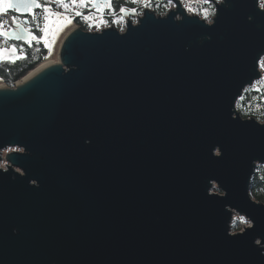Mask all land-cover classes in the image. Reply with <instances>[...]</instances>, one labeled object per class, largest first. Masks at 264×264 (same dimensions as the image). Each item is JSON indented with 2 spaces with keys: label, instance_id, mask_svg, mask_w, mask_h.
<instances>
[{
  "label": "water",
  "instance_id": "obj_1",
  "mask_svg": "<svg viewBox=\"0 0 264 264\" xmlns=\"http://www.w3.org/2000/svg\"><path fill=\"white\" fill-rule=\"evenodd\" d=\"M220 1L211 23L172 0L123 32L74 27L0 88V264H264V123L235 108L262 76L264 11Z\"/></svg>",
  "mask_w": 264,
  "mask_h": 264
},
{
  "label": "flooded vegetation",
  "instance_id": "obj_2",
  "mask_svg": "<svg viewBox=\"0 0 264 264\" xmlns=\"http://www.w3.org/2000/svg\"><path fill=\"white\" fill-rule=\"evenodd\" d=\"M43 2V0H41ZM155 3H169L166 0H149V6ZM128 9V11L121 12V7ZM143 4L141 3H132L131 0H112V7L109 8L105 0H97L95 4H89L88 6L77 4H71L70 0H67V7L57 6L56 4L52 5L54 11L62 12L64 20L62 24H72L71 29L78 28L87 33H99L106 29H116L119 32L123 24L127 21L131 22L134 20L135 16L140 13ZM135 9V11H132ZM37 19L41 28H43L44 21L42 19L44 13L42 9H36ZM77 12L82 13L81 15H76ZM128 13L127 16H124L123 13ZM135 14V16H133ZM16 15L14 11H10L5 16H0V20H11V17ZM128 17V18H126ZM138 17V16H137ZM136 17V18H137ZM19 19H24V17H19ZM30 21V24H25L23 27L31 29L36 32L38 36L44 37L40 40H32L29 45L25 40H9L6 37H0V49H3V59H8L10 57H18V53L22 50H31L32 53L40 55L41 58L45 59L49 52L51 51V43L53 41V34L55 31V26H59L55 18H50L47 35L43 32H38L36 29L37 22L32 21L31 17H27ZM14 28V25L5 24L3 30L8 31L9 29ZM105 27V29H103ZM70 29V30H71ZM69 30V31H70ZM69 31L67 33H69ZM47 40V44L44 43V40ZM60 46V45H59ZM59 49V47H58ZM58 51V50H57ZM57 53V52H56Z\"/></svg>",
  "mask_w": 264,
  "mask_h": 264
},
{
  "label": "trees",
  "instance_id": "obj_3",
  "mask_svg": "<svg viewBox=\"0 0 264 264\" xmlns=\"http://www.w3.org/2000/svg\"><path fill=\"white\" fill-rule=\"evenodd\" d=\"M151 5L149 10L156 16H161L160 14L164 13L166 8L169 7L168 5L171 4L153 3ZM212 7L211 4L205 3L204 8L199 12V18L206 23L211 22V18L214 16V8ZM205 9L208 11V19L203 18V10ZM45 59L32 53L31 50L30 52L29 50H21L18 53V57L0 59V81L9 87H14L16 82H19L35 70L40 64L45 62ZM235 108L244 119L254 118L258 122H264V82L247 87L237 100ZM250 196L253 200L264 204V165H258L255 169L251 179ZM237 226V223H235L233 229L236 230Z\"/></svg>",
  "mask_w": 264,
  "mask_h": 264
},
{
  "label": "snow or ice",
  "instance_id": "obj_4",
  "mask_svg": "<svg viewBox=\"0 0 264 264\" xmlns=\"http://www.w3.org/2000/svg\"><path fill=\"white\" fill-rule=\"evenodd\" d=\"M71 4H81L84 6H88L89 4H95L97 0H70ZM132 3H141L145 7H148L149 0H131ZM171 3L172 0H169ZM204 3H213L214 0H203ZM215 2H219V0H215ZM106 5L111 8L112 0H105ZM258 8L264 11V0H256ZM56 4L57 6L67 7V0H0V16L7 15L8 12L14 11L16 15L11 17V20H0V37L6 38H14L16 40H25L29 45L32 40H40L44 39V37L38 36L36 32H34L31 27L25 28L23 25L30 24V21L27 17H31L32 21L37 22V31L43 32L45 36L47 35L49 20L51 17H61L63 16L62 12L54 11L52 5ZM36 9H42L44 15L42 17L44 21L43 28L40 27L39 21L37 19ZM121 12L128 11V9L121 7ZM135 11V9H132ZM188 11H191L189 8ZM203 18L208 19V11L207 9L203 10ZM82 13L77 12L76 15H81ZM19 17H24V19H19ZM71 22L70 20L68 21ZM14 25V28H11L8 31H4L5 24ZM44 43L47 44V40H44ZM3 49H0V59H3ZM14 62V61H12ZM256 67L258 69L257 75H259L260 71H264V55L259 56L256 60ZM16 151H23V149H16ZM219 151V150H218ZM242 223H248L251 225V221L247 220L245 217L239 218ZM257 244H260L261 241L257 240Z\"/></svg>",
  "mask_w": 264,
  "mask_h": 264
},
{
  "label": "rangeland",
  "instance_id": "obj_5",
  "mask_svg": "<svg viewBox=\"0 0 264 264\" xmlns=\"http://www.w3.org/2000/svg\"><path fill=\"white\" fill-rule=\"evenodd\" d=\"M170 3V2H169ZM172 4H174V3H172ZM169 7L168 8H166V10H165V12L164 13H162V14H160L161 16H165V15H167L170 11H172L173 9H176V7L175 8H172V6L171 5H168ZM212 6V5H211ZM213 8V7H212ZM149 9H151L150 7H149V5H148V7H145L144 5L142 6V9H141V12L140 13H138L136 16L135 15H133V16H135V18H134V20L133 21H131V22H129V23H132V24H136L137 23V20H136V17L139 19V17H142V12L144 11V10H149ZM154 11V10H153ZM202 16V15H201ZM126 18H128V17H126ZM212 19V18H211ZM63 22V21H62ZM62 22H57V23H59L58 25L59 26H55V31H54V34H53V41H52V43H51V51L49 52V54H48V56L46 57V59H45V62H43L42 64H48V63H55L56 61H57V53L56 52H58L57 50H58V47H59V45L61 44V42H62V40L64 39V37L66 36V34H67V32L72 28V26H74V25H72V24H62ZM126 24H127V22H125L124 24H123V26H122V28H121V30H125V28H126ZM103 29H105V27L103 28ZM123 30V31H124ZM123 31H121V32H123ZM41 65V64H40ZM260 73L262 74V76H261V78H260V80H258V81H256V82H254L253 83V85H255V84H257V83H261V82H264V71H260ZM17 83V82H16ZM0 85H3V86H5L6 84L4 83V82H1L0 81ZM15 85V84H14ZM252 85V86H253ZM7 86V85H6ZM244 119V118H243ZM260 123H264V122H260ZM3 167V166H2ZM212 193H219V191L217 190V188H213L212 189ZM240 216H238V215H236V214H234V217H233V220H232V224H231V230H232V232L233 231H236V230H238V231H241L243 228H245V227H248V226H250L248 223H242L241 221H240ZM235 223H237V229L236 230H234L233 229V226H234V224Z\"/></svg>",
  "mask_w": 264,
  "mask_h": 264
},
{
  "label": "built area",
  "instance_id": "obj_6",
  "mask_svg": "<svg viewBox=\"0 0 264 264\" xmlns=\"http://www.w3.org/2000/svg\"><path fill=\"white\" fill-rule=\"evenodd\" d=\"M176 1L180 5L181 10L184 11V14L187 16H190V17L191 16H198L199 17V12L205 6V3L203 2V0H176ZM220 2L221 1L219 0L218 3H220ZM170 4H171L172 8L176 7L174 4H172V2ZM189 8L191 9V11H188ZM173 10H176V9H173ZM51 18H55L57 22H62L64 20V16L51 17ZM212 18H213V16H212ZM177 19H180V17H177ZM209 23H211V22H209ZM36 29H37V25H36ZM1 168L6 169V167L4 165H1Z\"/></svg>",
  "mask_w": 264,
  "mask_h": 264
},
{
  "label": "bare ground",
  "instance_id": "obj_7",
  "mask_svg": "<svg viewBox=\"0 0 264 264\" xmlns=\"http://www.w3.org/2000/svg\"><path fill=\"white\" fill-rule=\"evenodd\" d=\"M68 34V33H67ZM66 34V35H67ZM59 50V49H58ZM57 61H58V52H57ZM56 61V62H57ZM55 62V63H56ZM55 63H48V64H41V65H39L35 70H33L31 73H29L28 75H26L23 79H21L19 82H17L16 84H18V85H20V84H22V83H24V82H26L27 80H29L30 78H32L33 76H35L37 73H39L40 71H42L44 68H46V67H48V66H50V65H52V64H55ZM5 86H3V85H0V88H4ZM1 167V166H0ZM2 170H6V169H3V168H1Z\"/></svg>",
  "mask_w": 264,
  "mask_h": 264
}]
</instances>
